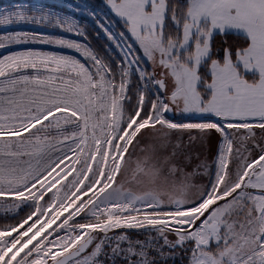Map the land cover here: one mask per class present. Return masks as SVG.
Segmentation results:
<instances>
[{
  "label": "snow or ice",
  "instance_id": "1",
  "mask_svg": "<svg viewBox=\"0 0 264 264\" xmlns=\"http://www.w3.org/2000/svg\"><path fill=\"white\" fill-rule=\"evenodd\" d=\"M75 11L0 10V264H264V0Z\"/></svg>",
  "mask_w": 264,
  "mask_h": 264
},
{
  "label": "rangeland",
  "instance_id": "2",
  "mask_svg": "<svg viewBox=\"0 0 264 264\" xmlns=\"http://www.w3.org/2000/svg\"><path fill=\"white\" fill-rule=\"evenodd\" d=\"M14 5H24V6H36L43 5L46 7L53 8L61 13H67L69 15H74L80 20H85L87 17L80 12L75 11L76 8L82 6H88L89 8H95L99 10V7H95L93 3L89 0H0V10L5 8H11ZM16 27V26H13ZM25 27V26H21ZM28 30H35L32 26H26ZM4 30V29H0Z\"/></svg>",
  "mask_w": 264,
  "mask_h": 264
},
{
  "label": "trees",
  "instance_id": "3",
  "mask_svg": "<svg viewBox=\"0 0 264 264\" xmlns=\"http://www.w3.org/2000/svg\"><path fill=\"white\" fill-rule=\"evenodd\" d=\"M75 1H77V0H75ZM78 1H80V0H78ZM90 1V3H93L94 4V6L97 8V7H100V5H102L103 3H104V0H89ZM224 38L223 37H220V36H217L216 37V41L217 42H221L222 40H223ZM228 39H230V40H234L235 39V37H228ZM94 43H97L96 41H94ZM170 264H171V262H170Z\"/></svg>",
  "mask_w": 264,
  "mask_h": 264
}]
</instances>
